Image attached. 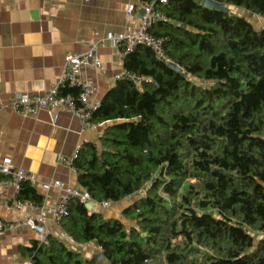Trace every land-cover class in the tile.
Here are the masks:
<instances>
[{
  "label": "trees",
  "instance_id": "obj_1",
  "mask_svg": "<svg viewBox=\"0 0 264 264\" xmlns=\"http://www.w3.org/2000/svg\"><path fill=\"white\" fill-rule=\"evenodd\" d=\"M201 1L156 4L167 21L149 32L183 72L144 46L124 53L122 68L143 80L104 94L90 117L99 145L74 162L93 202L135 197L121 212L129 224L71 200L59 227L102 260L45 234L18 248L27 264H264V26L242 14L264 19V0H213L228 12ZM16 198L42 202L27 183Z\"/></svg>",
  "mask_w": 264,
  "mask_h": 264
},
{
  "label": "crops",
  "instance_id": "obj_2",
  "mask_svg": "<svg viewBox=\"0 0 264 264\" xmlns=\"http://www.w3.org/2000/svg\"><path fill=\"white\" fill-rule=\"evenodd\" d=\"M140 3L146 2L0 0V161L9 158L15 167L35 175L39 182L57 180L78 186L76 175L57 159L70 157L77 146L85 143L98 147L102 125L82 131L77 119L64 109L52 116L39 111L34 116L23 117L12 112L8 103L15 95L46 93L60 75L66 55L84 53L96 45L102 70L88 66L82 70L81 78L94 87L92 100L99 104L123 70L120 47L107 40L104 45L99 42L134 27L136 20L128 21L126 8ZM135 16L139 18L138 13ZM12 196L13 189L3 187L0 221L10 224L22 223L28 218L41 219L45 234L70 250L79 253L77 249L85 247L94 254L87 257L90 259L100 255L98 249L75 244L46 213L26 208L18 211L7 206ZM56 197V192H50L49 202ZM129 204L125 200L112 206L119 205L120 214ZM38 238L24 224L6 230L0 235V264H27L18 248Z\"/></svg>",
  "mask_w": 264,
  "mask_h": 264
},
{
  "label": "built area",
  "instance_id": "obj_3",
  "mask_svg": "<svg viewBox=\"0 0 264 264\" xmlns=\"http://www.w3.org/2000/svg\"><path fill=\"white\" fill-rule=\"evenodd\" d=\"M168 0H154L151 3H140L139 5H128L126 8V16L128 21L136 23L134 27L124 32L121 35L111 36L107 39L100 40L99 45H104L105 41L113 43L120 47L121 56L126 52L133 51L137 46H144L149 48L155 57L163 61L166 65L172 61L166 56L163 49V39L152 35L149 29L155 22H166L167 18L161 13L156 4H166ZM143 11L142 17H137L135 14ZM96 45H92L84 53H71L65 56L62 71L55 83L50 89L39 95H25L19 94L13 96L9 103V109L23 117L34 116L39 111L46 112L49 116L57 110L64 109L70 112L78 121L80 129L87 131L95 127L90 122L92 113L97 109L98 104L93 102L92 97L95 93L94 87L88 81L81 78V72L84 68L92 66L98 71L102 70L100 60L95 52ZM126 79L132 81L137 87L143 78L125 71L124 69L116 76V80ZM71 88L77 91L76 96L72 94H61V89ZM80 146L70 157H58L57 161L65 165L75 175L77 170L74 168V162L78 158ZM27 183L33 189H38L42 197L40 205L33 204L29 201L18 200L17 194L21 184ZM10 187L13 189V196L7 206L12 207L18 211L26 208L29 210H38L46 213L52 221L58 224L59 220L67 216V203L75 200L82 204H87L92 201L89 193L78 186H69L57 180L49 182H39L35 175L27 172L22 168L15 167L11 160L7 157L0 161V192L3 187ZM56 192V199L50 203L49 193ZM95 203V202H94ZM109 203H95L93 211L99 212L108 209ZM19 224L26 225L30 230L38 235V240L44 239L45 231L41 219L28 218L22 223L5 224L0 221V235L6 230L16 228Z\"/></svg>",
  "mask_w": 264,
  "mask_h": 264
},
{
  "label": "rangeland",
  "instance_id": "obj_4",
  "mask_svg": "<svg viewBox=\"0 0 264 264\" xmlns=\"http://www.w3.org/2000/svg\"><path fill=\"white\" fill-rule=\"evenodd\" d=\"M232 13H236V11H234V10H232L231 11ZM250 22H251V24L256 28V29H258V28H262L263 26H264V19H262V18H259V17H257V16H254V15H250L249 13H246V12H244V13H242ZM135 199V197H132V198H130V199H127L126 201L127 202H129L130 203V200L132 201V200H134ZM120 209V206L118 205V206H112V205H110V207L108 208V209H105V210H101V211H99V212H102L104 215H106V216H111V217H114V218H117V219H120L121 221H123L126 225H128L129 223L127 222V221H125L123 218H122V215H121V213L119 214V210ZM212 215H213V217H215V218H219V215H218V213L216 212V211H213L212 212ZM116 216V217H115ZM259 237H264V234H262L261 236H259ZM258 237V238H259ZM257 238V239H258ZM82 246H84V245H82ZM86 247H89V246H86ZM90 248H93V247H90ZM94 249V248H93ZM77 250H79V253L84 257V258H86V259H90V258H87V257H91V256H93L94 254H92V253H89V250H86L85 249V247H83V248H79V249H77ZM95 250V249H94ZM97 252V251H96ZM99 253H100V251H99ZM103 264H107L106 262H104Z\"/></svg>",
  "mask_w": 264,
  "mask_h": 264
},
{
  "label": "water",
  "instance_id": "obj_5",
  "mask_svg": "<svg viewBox=\"0 0 264 264\" xmlns=\"http://www.w3.org/2000/svg\"><path fill=\"white\" fill-rule=\"evenodd\" d=\"M203 8H206V9H212V10H220V11H223V12H228V8L221 4V3H218V2H215L213 0H202L201 1V4H200ZM138 16L139 17H142L143 16V11H139L138 13ZM167 67L169 69H171L172 71L176 72V73H182V69L176 65L175 63H169L167 64ZM85 207L89 210V211H93L94 208H95V203L93 201H90L88 202L87 204H85ZM97 259L100 261L102 260L101 256L99 255L97 257Z\"/></svg>",
  "mask_w": 264,
  "mask_h": 264
}]
</instances>
